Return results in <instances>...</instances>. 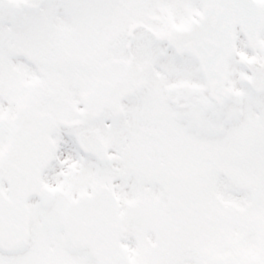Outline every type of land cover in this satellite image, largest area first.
<instances>
[{
	"label": "snow or ice",
	"instance_id": "6c2138e0",
	"mask_svg": "<svg viewBox=\"0 0 264 264\" xmlns=\"http://www.w3.org/2000/svg\"><path fill=\"white\" fill-rule=\"evenodd\" d=\"M0 264H264V0H0Z\"/></svg>",
	"mask_w": 264,
	"mask_h": 264
}]
</instances>
